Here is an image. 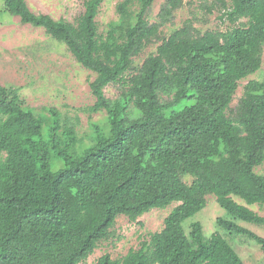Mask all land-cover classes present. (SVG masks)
<instances>
[{
    "label": "trees",
    "instance_id": "trees-1",
    "mask_svg": "<svg viewBox=\"0 0 264 264\" xmlns=\"http://www.w3.org/2000/svg\"><path fill=\"white\" fill-rule=\"evenodd\" d=\"M2 1L95 74L90 112H105L108 126L93 124L92 144L79 153L74 127L54 110L36 113L0 81V264H84L120 216L137 222L173 204L164 229L140 249L97 264H245L220 233L205 237L199 222L184 230L211 195L232 218H219L220 230L264 253V237L236 223L264 228V215L250 208L264 210L256 171L264 164V78L248 81L232 106L263 63L264 0H218L230 30L202 33L187 21L168 38L162 28L183 0H165L154 23L156 0H121L103 29L105 0H87L75 23L36 14L26 0ZM110 85L120 86L119 98H107Z\"/></svg>",
    "mask_w": 264,
    "mask_h": 264
},
{
    "label": "rangeland",
    "instance_id": "rangeland-1",
    "mask_svg": "<svg viewBox=\"0 0 264 264\" xmlns=\"http://www.w3.org/2000/svg\"><path fill=\"white\" fill-rule=\"evenodd\" d=\"M87 0H26L30 9L36 14L50 15L59 20L64 19L75 23L85 11ZM121 0H105L101 6L97 21L103 29L110 21L117 19L116 7ZM165 0H156L150 21H157L161 5ZM215 4L211 13L207 7ZM223 9L218 0H183V7L175 13L172 23L162 28V36L168 38L174 31L184 27L187 21L202 33L207 31L226 32L233 26L228 20H221ZM243 20L242 22H245ZM158 44L149 46L135 59L136 65H142L146 58L155 53ZM264 78V53L261 68L248 79L240 83L232 106L234 107L243 95V87L250 80ZM95 74L82 67L67 49V46L48 36L44 29L34 28L21 23L4 11V3L0 0V81L6 88L15 90L25 106L34 109L40 115L50 117L51 110L56 111L61 123L74 127L79 141L77 151L81 153L92 144L93 124L107 127L105 112L94 114L90 108L96 99L91 93L90 83ZM107 98L115 100L121 94L120 86L110 85L105 89ZM190 104V102H186ZM108 122V121H107ZM109 128V127H108ZM109 131V130H108ZM95 136V135H94ZM87 146V147H86ZM264 176V164L256 169ZM190 181V180H188ZM236 200L244 204L243 201ZM177 204L166 209H154L138 219L130 221L120 216L113 229V236L100 242L98 248L84 264H97L98 260L110 255L113 259H121L130 250H138L144 240L165 227V219ZM251 209L264 215L259 206ZM219 218L232 220L231 216L217 202L216 197H207V206L192 218L183 223L184 230L190 233L193 223L199 222L203 227L204 236L209 238L220 233L235 249L245 264H264V253L253 241L236 235H229L220 230ZM236 223L264 237V228L236 220Z\"/></svg>",
    "mask_w": 264,
    "mask_h": 264
}]
</instances>
